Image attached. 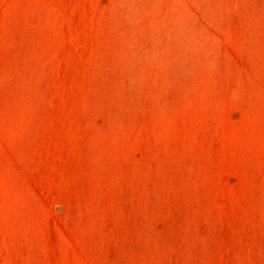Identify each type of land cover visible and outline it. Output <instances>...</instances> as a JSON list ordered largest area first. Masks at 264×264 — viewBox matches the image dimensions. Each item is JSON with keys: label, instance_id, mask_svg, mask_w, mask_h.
I'll return each instance as SVG.
<instances>
[{"label": "rangeland", "instance_id": "rangeland-1", "mask_svg": "<svg viewBox=\"0 0 264 264\" xmlns=\"http://www.w3.org/2000/svg\"><path fill=\"white\" fill-rule=\"evenodd\" d=\"M0 264H264V0H0Z\"/></svg>", "mask_w": 264, "mask_h": 264}]
</instances>
